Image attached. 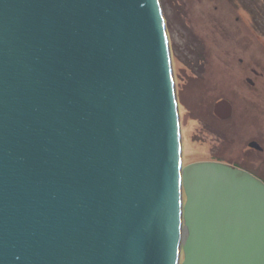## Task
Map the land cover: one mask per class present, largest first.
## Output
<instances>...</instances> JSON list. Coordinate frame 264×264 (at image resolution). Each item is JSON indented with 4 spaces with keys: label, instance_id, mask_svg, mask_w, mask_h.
<instances>
[{
    "label": "water",
    "instance_id": "1",
    "mask_svg": "<svg viewBox=\"0 0 264 264\" xmlns=\"http://www.w3.org/2000/svg\"><path fill=\"white\" fill-rule=\"evenodd\" d=\"M182 155L160 0H0V264H264V181Z\"/></svg>",
    "mask_w": 264,
    "mask_h": 264
},
{
    "label": "rangeland",
    "instance_id": "2",
    "mask_svg": "<svg viewBox=\"0 0 264 264\" xmlns=\"http://www.w3.org/2000/svg\"><path fill=\"white\" fill-rule=\"evenodd\" d=\"M160 3L179 103L183 164L220 159L264 180V149L249 147L256 140L264 148V0ZM222 99L233 108L226 119L214 112Z\"/></svg>",
    "mask_w": 264,
    "mask_h": 264
},
{
    "label": "flooded vegetation",
    "instance_id": "3",
    "mask_svg": "<svg viewBox=\"0 0 264 264\" xmlns=\"http://www.w3.org/2000/svg\"><path fill=\"white\" fill-rule=\"evenodd\" d=\"M253 72L255 73V74H258L257 73V71H255L254 69H253ZM256 76H259V75H256ZM248 79H251L252 81H253V83H250L249 81H248ZM247 81L252 85V86H256L257 85V82H255L252 78H250V77H247ZM250 147V146H249ZM252 148V147H251ZM264 149V148H263ZM263 149H262V151H263ZM211 160H215V161H222V162H226V163H229V164H232V165H234V166H236V167H238V168H240V169H245V170H247V168H245L244 166H241L240 164H237V163H233V162H229V161H225V160H220V159H211ZM247 171H249V170H247ZM250 172V171H249ZM252 173V172H251ZM253 174V173H252ZM255 175V174H254ZM264 181V180H263Z\"/></svg>",
    "mask_w": 264,
    "mask_h": 264
}]
</instances>
